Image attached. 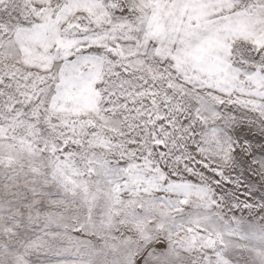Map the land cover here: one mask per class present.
Here are the masks:
<instances>
[{"label": "snow or ice", "instance_id": "6c2138e0", "mask_svg": "<svg viewBox=\"0 0 264 264\" xmlns=\"http://www.w3.org/2000/svg\"><path fill=\"white\" fill-rule=\"evenodd\" d=\"M0 264H264V0H0Z\"/></svg>", "mask_w": 264, "mask_h": 264}]
</instances>
